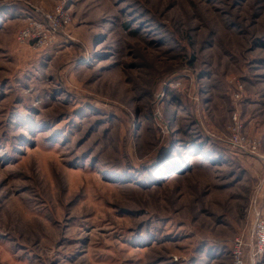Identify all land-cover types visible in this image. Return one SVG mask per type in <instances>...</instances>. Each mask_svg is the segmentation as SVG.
Masks as SVG:
<instances>
[{"label": "rangeland", "instance_id": "obj_1", "mask_svg": "<svg viewBox=\"0 0 264 264\" xmlns=\"http://www.w3.org/2000/svg\"><path fill=\"white\" fill-rule=\"evenodd\" d=\"M259 216L264 0H0V264H264Z\"/></svg>", "mask_w": 264, "mask_h": 264}, {"label": "built area", "instance_id": "obj_2", "mask_svg": "<svg viewBox=\"0 0 264 264\" xmlns=\"http://www.w3.org/2000/svg\"><path fill=\"white\" fill-rule=\"evenodd\" d=\"M46 19L52 20V17L49 18L46 16ZM33 36L32 39H36L39 42H46V35L39 27V25H31L29 28L23 30L18 39L21 42L26 41ZM255 143H253L254 145ZM253 244L252 251L256 253V255H260L264 253V216H259L257 221L254 224L253 228ZM233 264H243L242 256H243V242L240 239H235L233 243Z\"/></svg>", "mask_w": 264, "mask_h": 264}]
</instances>
